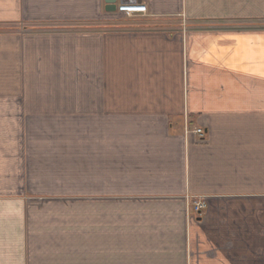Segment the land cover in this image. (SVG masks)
Masks as SVG:
<instances>
[{
  "label": "crops",
  "instance_id": "crops-1",
  "mask_svg": "<svg viewBox=\"0 0 264 264\" xmlns=\"http://www.w3.org/2000/svg\"><path fill=\"white\" fill-rule=\"evenodd\" d=\"M129 2L0 0V264H264V0Z\"/></svg>",
  "mask_w": 264,
  "mask_h": 264
},
{
  "label": "built area",
  "instance_id": "built-area-1",
  "mask_svg": "<svg viewBox=\"0 0 264 264\" xmlns=\"http://www.w3.org/2000/svg\"><path fill=\"white\" fill-rule=\"evenodd\" d=\"M117 14L122 15L124 17H134L138 15H147L148 8L145 4L140 3H123L117 6ZM196 135L203 137V129H197L195 131ZM206 206L202 202H198L194 204V210L196 213L203 210Z\"/></svg>",
  "mask_w": 264,
  "mask_h": 264
},
{
  "label": "rangeland",
  "instance_id": "rangeland-1",
  "mask_svg": "<svg viewBox=\"0 0 264 264\" xmlns=\"http://www.w3.org/2000/svg\"><path fill=\"white\" fill-rule=\"evenodd\" d=\"M243 13H246V12L240 9L239 15H242ZM117 18H119V17H117ZM119 19H122V18H119ZM123 22H124V20H123ZM234 26H240L241 27V26H246V25L239 24V25H234ZM190 28H192V30H205L207 28L210 29L211 27L209 25H206V24H204V25H192V24H188L186 22L185 25H184V33H186L187 31H189ZM84 251H85L84 248L82 249V247H78V252H79L78 254L80 255L78 258L80 259V261H81V259L83 257ZM65 252L70 253V252L66 251V247H64L63 250L60 253H62L61 255H69V254H66ZM70 255H72V254H70ZM31 256H32V252H31ZM68 261L69 260H66L65 258H62L61 259V263L62 264H71V263H68ZM72 263L73 264H76V261H74Z\"/></svg>",
  "mask_w": 264,
  "mask_h": 264
},
{
  "label": "water",
  "instance_id": "water-1",
  "mask_svg": "<svg viewBox=\"0 0 264 264\" xmlns=\"http://www.w3.org/2000/svg\"><path fill=\"white\" fill-rule=\"evenodd\" d=\"M106 11L108 13H116L117 11V0H105Z\"/></svg>",
  "mask_w": 264,
  "mask_h": 264
}]
</instances>
